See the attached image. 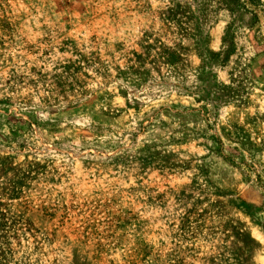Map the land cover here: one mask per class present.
I'll use <instances>...</instances> for the list:
<instances>
[{"label":"rangeland","instance_id":"1","mask_svg":"<svg viewBox=\"0 0 264 264\" xmlns=\"http://www.w3.org/2000/svg\"><path fill=\"white\" fill-rule=\"evenodd\" d=\"M234 2L0 0V264H264V0Z\"/></svg>","mask_w":264,"mask_h":264},{"label":"trees","instance_id":"2","mask_svg":"<svg viewBox=\"0 0 264 264\" xmlns=\"http://www.w3.org/2000/svg\"><path fill=\"white\" fill-rule=\"evenodd\" d=\"M235 0H225V2L228 4V5H230V8H228V10L229 11H231V12H236L235 11V9H236V6L238 5H240V4H238L237 3V5H236V2H234ZM230 2H232V5L231 4H229ZM239 7H241V6H239ZM2 22V20H0V23ZM230 28V27H229ZM229 30L228 31H226V33H224V35L222 36V38H221V42H222V44H221V49L217 52V53H215L214 54V56H216V57H219V61L220 62H224L225 60H226V58H227V56H228V54L230 53V51L232 50V41L230 40V36H229ZM222 90L223 89H225L226 90V92L224 93V94H222L221 96H217L219 99L220 98H224V97H226V95H229V91H230V88L229 87H227V86H225V85H223L222 86V88H221ZM213 101V100H212ZM212 101L211 100H209V102H211L212 103ZM214 102V101H213ZM209 104V103H208ZM213 105V104H212Z\"/></svg>","mask_w":264,"mask_h":264}]
</instances>
